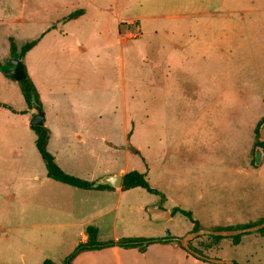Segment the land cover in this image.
<instances>
[{"label": "rangeland", "instance_id": "rangeland-1", "mask_svg": "<svg viewBox=\"0 0 264 264\" xmlns=\"http://www.w3.org/2000/svg\"><path fill=\"white\" fill-rule=\"evenodd\" d=\"M78 10L82 22L65 24ZM88 21L113 26L105 34L104 26ZM45 34L24 65L32 80L36 58L50 59L61 82L81 75L80 85L87 87L82 96L76 89H57L71 97L56 116L71 119L64 133L89 129L85 133L95 137L83 142L82 178L87 172L137 170L159 192L125 191L119 221L116 226L109 216L100 221L98 240L164 231L189 235V247L207 258L264 264V237L258 232L243 236L238 246L225 238L219 250L206 251L213 246L206 232L264 219V160L257 169L250 164L264 126L256 132L264 120V0H0L1 67L24 43ZM50 46L58 51L54 58L48 57ZM98 71L105 76L103 86L102 79L97 84ZM0 103L8 106L0 107V123L30 121L19 83L1 68ZM43 107L52 123L54 110ZM9 131L27 132L20 125H0V133ZM78 147L69 142V150ZM109 199L90 197V203L102 207L116 201ZM139 203L143 212L129 207ZM155 204L171 212L190 210L198 229L179 213L153 222L147 207ZM193 232L200 234L190 236ZM9 259L0 253V264H12Z\"/></svg>", "mask_w": 264, "mask_h": 264}, {"label": "crops", "instance_id": "crops-1", "mask_svg": "<svg viewBox=\"0 0 264 264\" xmlns=\"http://www.w3.org/2000/svg\"><path fill=\"white\" fill-rule=\"evenodd\" d=\"M78 18L64 23L75 22L80 24L82 21H78ZM87 23L104 26L103 33L105 34L109 27L113 26L109 21H88ZM45 37L46 34L41 37L34 48L39 47ZM77 47L74 49V54L79 57L81 54H79ZM57 53L55 46L49 47L48 57L54 58ZM36 59L32 73L33 82L38 90L41 104L54 110L52 116H55L51 120L52 123L47 122V113L42 105L46 117L45 125L51 131L48 150L65 172L82 178V172L86 169L84 167L86 166V150L83 142L93 140L95 137L85 133L89 129L84 132L79 129L64 133L67 131V124L71 123V119L60 118L56 115L59 113L58 108L69 101L71 96L63 97L68 92L57 89H76L78 96H82V88L87 87H81L80 74L77 78L74 77L61 82V77H55L54 72H52L54 66L50 59L41 58L40 62H37ZM76 66L74 63L73 67L76 68ZM78 67L81 69L82 65L78 64ZM88 76V74L83 75L86 78ZM43 77H45V83L50 82L48 85H44L41 80ZM97 79V84H99V79H102L101 86H103L105 76L99 71L97 72ZM135 86L138 87V81L135 82ZM57 124L64 125L66 130L54 129L53 125L56 126ZM0 125H20L27 131L24 133L10 131L0 133V253L9 256V261L13 262L12 264H41L46 258L61 262L69 255L64 254L68 251L72 252L79 243L87 242L86 229L89 225L96 226L99 235L101 231L99 222L105 221L104 218L109 216V222L116 226L123 209L121 199L124 192L128 190L113 187V190H85L64 185L51 179L47 175L45 165L42 164V158L36 148V136L30 128L29 120L24 123L11 121L0 123ZM60 141L64 143L61 144ZM69 142H76L79 147L69 150ZM86 174V180L94 182L105 175H117L103 173L98 176L91 172ZM90 197L95 200L116 198V201L108 206L103 205L101 207L99 203L91 206ZM129 207L136 208L141 212L144 210L141 203L134 207L129 205ZM162 234L164 231L150 235L152 237L147 233H140L133 237H166ZM172 236L179 237V234H172ZM87 252L77 255L74 261L77 262L84 256L82 264H217L196 259L175 243H152L144 251L137 248L113 246ZM96 258L99 260L93 262L92 259ZM213 258L229 262L235 261L226 256H214ZM249 262L239 261L238 263L249 264Z\"/></svg>", "mask_w": 264, "mask_h": 264}, {"label": "trees", "instance_id": "trees-1", "mask_svg": "<svg viewBox=\"0 0 264 264\" xmlns=\"http://www.w3.org/2000/svg\"><path fill=\"white\" fill-rule=\"evenodd\" d=\"M82 11L83 10H78V11L71 13L63 21L68 22V21H71V20L78 18L79 13ZM41 37H42V35H41ZM41 37L24 43L20 49L19 56L21 58H24L25 55L39 43ZM16 51H17V48L14 45H11V52L15 53ZM0 68H2L1 65H0ZM24 70H25V73L27 76L24 80H22L18 83L20 85V89H21V92L25 98V101L27 102V105L29 107H31V100H32V98H35V100L42 106L36 85L33 82V80L30 78V76L28 75L25 65H24ZM1 106L6 107V108L8 107L6 104L0 103V107ZM263 124H264V120L259 122V124L256 128V132L259 131V129L261 128V126ZM30 128L35 133V136H36L35 145H36V148H37V150H38V152L42 158V161L45 165L48 177H50L51 179H53V180H55L61 184L72 186V187L79 188V189H85V190L111 189V190H113V188L109 185H95L94 181L86 180V179H83V178H80L78 176H75V175H72V174L65 172L57 164L53 154L48 150V143H49L50 134H51L50 129L46 125H44V126H30ZM263 160H264V140H262L258 136L256 143L254 144V146L252 148L250 164L253 168L257 169V168L261 167ZM133 188H142V189L147 190L150 193L159 194V192L156 189L151 187L149 181L146 178L145 173L139 172L137 170L127 172L123 175V183H122L121 189L122 190H130ZM176 213L183 215L185 218H187L191 222H193L194 223V230L198 229V222L193 220L192 212L190 210H184V209H181L179 207H176V208H173V210L171 212L172 217ZM263 221H264V219L260 220L257 224H260ZM257 224H253V225L247 224V225H241V226H231L230 225V226H227L225 228H221V227L215 228L214 230H235V229H241V228L254 226ZM86 232L88 235L87 242L79 243L74 248V250L68 256H66L64 258L63 261L56 262L50 258H46V259H44V261L41 264H73L74 258L82 252L98 251V250H102L104 248L113 247V246L124 247V248H137L140 251H144L146 249V247L152 243H175L176 245H178L180 248L185 250L189 255L193 256L194 258L202 260V261H206V262L209 261L207 256H204L202 254L204 256V258H198L195 255L191 254L188 250L183 248L182 244L180 243V241L178 239H172V238H180V237H174V236H169V237L166 236L163 238L123 237V238H119L117 240H110L108 242H101L98 240V228L96 226L89 225L86 229ZM257 232L260 235L264 236V228L260 229ZM247 234H250V233L241 234V235L232 236V237H221V236L209 235V237L213 241V246L211 248H207L206 251L210 252V251L218 250L219 249L218 245L220 246V241L222 239H225V238L230 239V241L233 245H238V244H240L242 237L247 235ZM191 248L193 250L197 249L195 246L194 247L192 246ZM194 251H196V250H194ZM198 251L202 253V250L201 251L198 250ZM232 263L233 264H240L236 261H232ZM223 264H228V263H223Z\"/></svg>", "mask_w": 264, "mask_h": 264}, {"label": "water", "instance_id": "water-1", "mask_svg": "<svg viewBox=\"0 0 264 264\" xmlns=\"http://www.w3.org/2000/svg\"><path fill=\"white\" fill-rule=\"evenodd\" d=\"M1 70L4 74L13 78L17 82L24 80L27 76L24 70V60L23 58L19 57V55L16 53L9 58L6 65L2 67ZM30 112L32 114V117L29 121V124L31 126L45 125V118H46L45 112L42 106L35 100V98H32L31 100ZM260 138L264 140V126L260 131ZM122 183H123V175L117 174V175H105L100 179H98L95 182V185H109L113 188L119 189L121 188ZM147 212L149 214L150 219L153 222H166L172 218L171 211L162 208L159 204L148 206ZM262 228H264V221L260 224L246 228L235 229V230H211L206 233L213 236L232 237L241 234L257 232ZM199 234L200 232H193L190 234V236L191 235L198 236ZM188 238L189 235L185 236L184 238H172V239H178L181 242L183 248L188 250L191 254L195 255L196 257L204 258L202 254L197 253L196 251L192 250L189 247V245L187 244ZM208 260L212 263H217V264H223V263L233 264L232 262L220 260L217 258H208Z\"/></svg>", "mask_w": 264, "mask_h": 264}]
</instances>
